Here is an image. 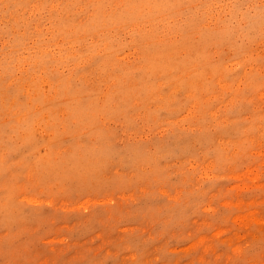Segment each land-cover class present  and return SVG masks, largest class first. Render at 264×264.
Listing matches in <instances>:
<instances>
[{
	"label": "rangeland",
	"instance_id": "obj_1",
	"mask_svg": "<svg viewBox=\"0 0 264 264\" xmlns=\"http://www.w3.org/2000/svg\"><path fill=\"white\" fill-rule=\"evenodd\" d=\"M0 264H264V0H0Z\"/></svg>",
	"mask_w": 264,
	"mask_h": 264
}]
</instances>
